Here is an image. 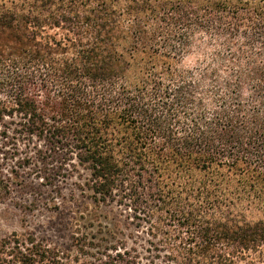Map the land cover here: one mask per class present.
I'll list each match as a JSON object with an SVG mask.
<instances>
[{"label": "trees", "instance_id": "16d2710c", "mask_svg": "<svg viewBox=\"0 0 264 264\" xmlns=\"http://www.w3.org/2000/svg\"><path fill=\"white\" fill-rule=\"evenodd\" d=\"M7 146L85 210L0 264H264V0H0Z\"/></svg>", "mask_w": 264, "mask_h": 264}, {"label": "rangeland", "instance_id": "374dc122", "mask_svg": "<svg viewBox=\"0 0 264 264\" xmlns=\"http://www.w3.org/2000/svg\"><path fill=\"white\" fill-rule=\"evenodd\" d=\"M192 60L193 55H189L184 62L189 64ZM17 149L19 153L33 151L23 145H18ZM5 150L9 156L16 148L7 146L0 149L2 152ZM18 165L17 158L0 160L5 175L2 184L12 182L8 191L0 189V239L13 231L32 232L58 243H66L74 227L72 212L85 210L84 194L74 185V182L79 183L81 179L63 180L58 177L52 185H45L48 180L38 177V163L26 167ZM10 171L18 173L14 177ZM113 209L109 215L121 217L119 208Z\"/></svg>", "mask_w": 264, "mask_h": 264}]
</instances>
